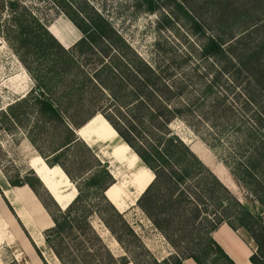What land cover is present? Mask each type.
I'll use <instances>...</instances> for the list:
<instances>
[{
	"label": "trees",
	"instance_id": "trees-1",
	"mask_svg": "<svg viewBox=\"0 0 264 264\" xmlns=\"http://www.w3.org/2000/svg\"><path fill=\"white\" fill-rule=\"evenodd\" d=\"M3 1L8 17L0 19V33L33 86L0 110V129L14 133L23 128L46 164L63 170L76 195L61 209L32 169L25 175L3 172L11 186L28 185L49 213L52 226L44 231V240L58 262L138 264L126 255L115 256L91 224V218L97 216L126 251L129 249L122 235L137 239L122 213L105 196L115 183L107 163H101L76 133L100 113L154 173L138 203L177 256L153 264H182L188 258L197 264H235L212 237L223 222L248 233L256 246L251 263L264 264V215L250 211L234 197L169 128L175 118L184 117L185 105L177 106L174 100L185 88L171 85L157 64L151 66L142 59L112 24L84 1L66 0L68 8L63 7L65 0L58 1L61 11L82 33L69 48L25 3ZM139 2L150 13L171 7L170 17L160 12L162 27L181 20L201 39L196 53L198 60L207 63L206 74L210 73L209 66L217 67L204 83L203 96H212L218 77L224 75L235 82L247 78L264 96V29L256 43H246L247 37L262 26L264 0ZM246 137L254 140L255 133L249 131ZM45 146L51 151L50 158L43 156ZM256 169L255 164L240 161L232 166L236 180L248 191L249 201L258 202L264 210V182ZM111 218L115 221L112 224ZM34 249L41 256L35 245ZM9 264L20 263L13 260Z\"/></svg>",
	"mask_w": 264,
	"mask_h": 264
},
{
	"label": "rangeland",
	"instance_id": "rangeland-1",
	"mask_svg": "<svg viewBox=\"0 0 264 264\" xmlns=\"http://www.w3.org/2000/svg\"><path fill=\"white\" fill-rule=\"evenodd\" d=\"M20 1L47 26L56 22L59 16L68 18L61 11L63 8L59 0ZM70 1L73 3V0ZM74 1H84L104 16L142 59L151 66H159L160 73L165 79L169 78L171 85L178 89L185 88L184 94L174 100L177 106L180 103L185 105L184 117L175 118L169 124L171 132L189 145L234 197L250 211L264 215L258 202L249 201L247 189L236 180L232 171L234 163L239 161L247 165L255 164V173L264 182V96L261 92L245 77L235 82L224 75L218 77L213 95L203 96L201 90L204 83L208 82L217 67L209 66L210 73L206 74L207 63L198 60L196 53L201 39L194 36L181 20H175L169 27H162L164 22L160 18V12L170 17L169 6L150 13L139 0ZM3 2L0 0L1 20L8 17V10L2 7ZM67 5L69 3L65 0L63 7L68 8ZM204 12L206 13L205 10ZM205 13L203 16L207 17ZM259 26L257 32L247 37L248 45L256 43L259 32L264 29V20ZM52 28L55 27L50 29ZM79 35L82 36V33L76 28L70 40H75ZM32 86L33 81L26 69L0 33V110L24 96ZM90 121L86 126H96L98 135L95 143L86 144L93 149L101 163H107L115 179L114 184L124 191L123 184L130 181L136 184L134 180L137 176L154 179V173L121 140L103 115L98 113ZM249 131L255 133L254 140L246 137ZM25 133L23 128L14 130V133L0 129V168L11 175L16 171L25 175L31 169L28 165L30 158L39 155ZM116 145L121 146L118 157L111 153ZM41 150L44 157L50 158L51 151L48 147H42ZM190 184H194L193 181ZM140 197L141 195L136 196L132 191L125 199L128 208L120 212L137 236L134 239L128 234L122 235L121 239L128 251L95 215L91 218L93 228L115 256L126 255L129 260L135 259L138 264H153L154 261L160 262L170 256H177L175 249L138 203ZM114 222L111 218L110 223ZM0 232V264H9L13 260L20 264H60L44 245L37 246L41 256L33 249L32 241L30 246L34 252L31 253L30 249L25 248V239L1 199ZM128 264L134 263L130 261Z\"/></svg>",
	"mask_w": 264,
	"mask_h": 264
},
{
	"label": "crops",
	"instance_id": "crops-1",
	"mask_svg": "<svg viewBox=\"0 0 264 264\" xmlns=\"http://www.w3.org/2000/svg\"><path fill=\"white\" fill-rule=\"evenodd\" d=\"M69 22L70 21L68 18L59 16L56 22H52L48 26V30L66 48H69L81 38V35H79L75 40H70V37L75 34L76 28L71 22L70 26ZM51 27H55V29H57L59 36L51 31ZM83 127L87 126L85 125ZM95 130H93V143H95L98 135ZM116 146L118 149H121V146ZM29 161H31V158ZM115 186H117V184H113L108 188V190L105 192L106 196L112 189H114ZM126 188L128 191L132 190L135 192L136 190L135 188L131 187V185L127 186ZM0 199L2 204L6 207V210L13 216L17 227L22 233L25 239L23 243L25 248L30 249L29 252L33 253L35 249L33 248V250L32 247L34 246H30L32 241L34 245L36 244L35 247L41 244L44 245L45 248L49 249L44 240V231L52 226V219L49 213L28 185L11 186L1 168ZM116 202L119 201L116 200ZM1 235L2 234L0 232V238ZM212 237L235 264H252L249 258L256 251V246L253 239L246 231L241 228L233 229L228 223L223 222L212 232ZM182 264L197 263L193 259L188 258L184 259Z\"/></svg>",
	"mask_w": 264,
	"mask_h": 264
},
{
	"label": "bare ground",
	"instance_id": "bare-ground-1",
	"mask_svg": "<svg viewBox=\"0 0 264 264\" xmlns=\"http://www.w3.org/2000/svg\"><path fill=\"white\" fill-rule=\"evenodd\" d=\"M51 31L58 35L57 29L52 28ZM95 129L96 126L94 125L83 127L78 132V137L81 138L87 144L93 143V130ZM119 151L120 149H118L117 146H114L111 153L114 152V155L118 157ZM32 157L31 161H29L28 163L29 167L34 170L35 174L49 188V190L57 199L59 204L64 208L67 207L68 203L76 195V189L74 185L58 166L51 168L46 164V162L41 156L35 155ZM134 181L136 182V184H134L132 181L126 182L125 185L123 184L124 191L122 190V188L120 189V187L117 185L107 194L109 201L119 212H124L128 208L126 206L125 199L129 197V195L132 193V190L128 191L126 187L131 185V187L136 189V196H139L142 195L143 191L148 187L152 179L145 178L143 176H137ZM116 200H118L119 202H116Z\"/></svg>",
	"mask_w": 264,
	"mask_h": 264
},
{
	"label": "water",
	"instance_id": "water-1",
	"mask_svg": "<svg viewBox=\"0 0 264 264\" xmlns=\"http://www.w3.org/2000/svg\"><path fill=\"white\" fill-rule=\"evenodd\" d=\"M87 123H88V122H87ZM87 123H86V124H87ZM86 124H85V125H86ZM78 132H79V129L76 131V133L78 134ZM59 168H60V167H59ZM60 169H61V168H60ZM61 170H62V169H61ZM62 171H63V170H62ZM65 175H66V174H65ZM38 178H39V177H38ZM39 180L41 181L40 178H39ZM41 182H42V181H41ZM43 185H44V187L46 188V190L49 192V194L52 196V198L55 200V202L59 205V207H60L61 209H65L66 207L64 208V207H62V206L59 204V202H58L57 199L54 197V195L51 193V191L49 190V188H48L45 184H43ZM105 196H106V193H105ZM106 197H107V196H106ZM73 199H74V198H73ZM73 199H72V200H73ZM72 200H71V201H72ZM71 201H70V202H71ZM70 202H69V203H70ZM69 203H68V204H69ZM67 206H68V205H67Z\"/></svg>",
	"mask_w": 264,
	"mask_h": 264
}]
</instances>
